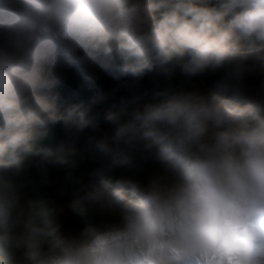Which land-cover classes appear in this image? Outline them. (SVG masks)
I'll list each match as a JSON object with an SVG mask.
<instances>
[{
  "label": "clouds",
  "instance_id": "clouds-1",
  "mask_svg": "<svg viewBox=\"0 0 264 264\" xmlns=\"http://www.w3.org/2000/svg\"><path fill=\"white\" fill-rule=\"evenodd\" d=\"M97 60L222 76L106 111L79 149H37L48 126L89 123L60 111L46 65ZM53 169L66 187L29 196V173L47 184ZM0 264H264V0H0Z\"/></svg>",
  "mask_w": 264,
  "mask_h": 264
},
{
  "label": "trees",
  "instance_id": "trees-1",
  "mask_svg": "<svg viewBox=\"0 0 264 264\" xmlns=\"http://www.w3.org/2000/svg\"><path fill=\"white\" fill-rule=\"evenodd\" d=\"M120 62L111 60L108 67H105L101 60L86 64H52L55 67L52 68V73L48 77L57 81L52 94L59 98L60 111L64 112L69 107L79 105L88 110L89 123L81 133H75L74 129L72 132L66 131L62 122L50 125L45 130L47 134L37 142V149L55 148L68 143L74 137L78 139L76 146L79 149L84 135L110 129L111 126L103 118L106 111H119L126 101L137 98L146 99L155 91L166 88L170 83L176 87L189 89L198 87L204 92H211L215 90V83L222 76V73L203 75L187 82L178 68L169 67L167 70L156 68L145 72L142 77L135 78L131 75L121 76L119 74L116 67ZM95 167L97 165L85 154L82 158H78V168L75 174L87 180ZM114 175L143 179V174L135 169H119ZM63 176V170L53 169L50 171L48 183L45 184L35 170H32L25 178L26 191L33 198L50 195L57 189L66 187ZM61 199L68 200L71 196L61 197ZM68 222L76 227H83L96 223V220L92 217L73 216Z\"/></svg>",
  "mask_w": 264,
  "mask_h": 264
},
{
  "label": "rangeland",
  "instance_id": "rangeland-1",
  "mask_svg": "<svg viewBox=\"0 0 264 264\" xmlns=\"http://www.w3.org/2000/svg\"><path fill=\"white\" fill-rule=\"evenodd\" d=\"M210 6L212 5H216L218 0H208ZM57 64V63H56ZM55 66H52V64H49V65H46L45 67V72H46V75L49 76L51 73H52V68L54 69ZM49 72V73H47Z\"/></svg>",
  "mask_w": 264,
  "mask_h": 264
}]
</instances>
